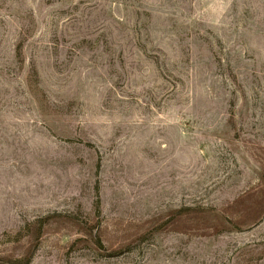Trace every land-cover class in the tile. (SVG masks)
I'll return each mask as SVG.
<instances>
[{"label": "rangeland", "instance_id": "rangeland-1", "mask_svg": "<svg viewBox=\"0 0 264 264\" xmlns=\"http://www.w3.org/2000/svg\"><path fill=\"white\" fill-rule=\"evenodd\" d=\"M0 264H264V0H0Z\"/></svg>", "mask_w": 264, "mask_h": 264}]
</instances>
